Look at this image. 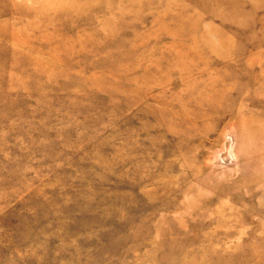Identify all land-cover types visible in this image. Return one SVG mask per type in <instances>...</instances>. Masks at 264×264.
<instances>
[{
    "label": "rangeland",
    "instance_id": "1",
    "mask_svg": "<svg viewBox=\"0 0 264 264\" xmlns=\"http://www.w3.org/2000/svg\"><path fill=\"white\" fill-rule=\"evenodd\" d=\"M0 264H264V0H0Z\"/></svg>",
    "mask_w": 264,
    "mask_h": 264
},
{
    "label": "bare ground",
    "instance_id": "2",
    "mask_svg": "<svg viewBox=\"0 0 264 264\" xmlns=\"http://www.w3.org/2000/svg\"><path fill=\"white\" fill-rule=\"evenodd\" d=\"M13 55V54H12ZM13 57H15L14 55H13Z\"/></svg>",
    "mask_w": 264,
    "mask_h": 264
}]
</instances>
